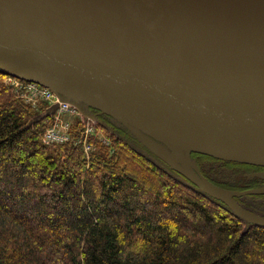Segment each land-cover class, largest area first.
<instances>
[{"label": "water", "instance_id": "95a60500", "mask_svg": "<svg viewBox=\"0 0 264 264\" xmlns=\"http://www.w3.org/2000/svg\"><path fill=\"white\" fill-rule=\"evenodd\" d=\"M0 73L118 118L264 227L236 200L256 191L214 185L190 156L264 167V0H0Z\"/></svg>", "mask_w": 264, "mask_h": 264}, {"label": "trees", "instance_id": "16d2710c", "mask_svg": "<svg viewBox=\"0 0 264 264\" xmlns=\"http://www.w3.org/2000/svg\"><path fill=\"white\" fill-rule=\"evenodd\" d=\"M4 76L0 264H264V227L143 153L107 120L108 129L89 137V155L77 142L80 121L72 128L76 142L44 144L53 116L46 106L32 108ZM193 155L220 188L245 191L262 182L248 176L255 166ZM236 200L264 217V194Z\"/></svg>", "mask_w": 264, "mask_h": 264}, {"label": "rangeland", "instance_id": "374dc122", "mask_svg": "<svg viewBox=\"0 0 264 264\" xmlns=\"http://www.w3.org/2000/svg\"><path fill=\"white\" fill-rule=\"evenodd\" d=\"M1 79H3L4 80V83L9 88H11L12 91H14L16 94L20 95L23 99L32 102V104H31L32 108H34V109L37 110L38 108H42V106H44V107L46 106L47 107L50 104L48 102V100H46L38 91H35L34 89L33 90L29 89L26 86V84L24 82L20 81L19 79L14 80V79H11L9 76H6V75L3 78H1ZM16 83H19L18 87H16V85H15ZM61 100L66 101V102H69L72 105V107L76 108L78 110V112H79L80 118L79 119H72V117H70V116H75V115H71V114H60V113L57 112L58 111L57 110L54 114H52L53 119L60 120L63 124H66L67 122H70V123H72V128H73L76 125V121H80L82 125H85V123L88 120L91 121L94 118V122H93V133L90 134V137H95L96 135L101 134L100 127H104L106 129H108L103 124V122H102V120H107L109 123H111L113 126L117 127L122 132H125V133L131 135L134 138V140L137 141V142L134 141L135 142L134 145L137 146L141 151H143V153L148 154L151 157H153L154 160L162 161L167 166H169L162 158H160L156 153H154L153 151H151L142 142V140L135 133V131H134L133 128H131L129 125L125 124L123 121L119 120L118 118H114V117H112L111 115H109L107 113H103L102 111H100V110H98L96 108H93L91 106H86L83 103L77 104V103H75L73 101H68L67 98L66 99H61ZM82 115L85 117V119L82 117ZM89 116H93V117L89 119ZM54 124H55V122L53 120L51 126H53ZM82 138H83V132H81L80 137H79V140L81 141ZM103 138H105V137H103ZM84 140H85V143H87V139H85V137H84ZM73 141L76 142L74 138H73ZM80 141H77V142L79 143ZM88 142H89V139H88ZM105 143L107 145L110 144L109 141H105ZM89 144H91V143H89ZM89 144H88V146L91 149L89 151H87L88 152V155L91 152H93V150H94L93 145L92 144L89 145ZM160 145L163 146L162 144H160ZM193 161H195V163L198 164L196 160H193ZM202 162H207V161L203 160ZM177 165H179V164L177 163ZM169 168H171V167L169 166ZM173 171H175V170H173ZM249 176H256L258 178L263 179L262 182L260 183L259 187H261L262 185H264V167H260L259 166V168L254 169V172L251 175H249ZM263 188L264 187L257 188V189H263ZM257 189H255V188L254 189H250V190L256 191V194L248 195V196L260 197V196H262L264 194V193L259 192ZM245 200H247V199L246 198L243 199V201H245ZM249 201L250 202H254V199L249 200Z\"/></svg>", "mask_w": 264, "mask_h": 264}, {"label": "built area", "instance_id": "2783aa9c", "mask_svg": "<svg viewBox=\"0 0 264 264\" xmlns=\"http://www.w3.org/2000/svg\"><path fill=\"white\" fill-rule=\"evenodd\" d=\"M10 78L17 80L16 78H13V77H10ZM25 84L29 89L31 90L34 89L35 91H38L46 100H48L50 105L58 103L59 104V109L57 111L58 113L71 114L75 116H70V117L80 118L78 110L72 107V105L69 102L61 100V98L53 91L43 88L36 83H25ZM15 85L16 87H18L19 83H16ZM82 117L85 118L83 115ZM71 128H72V125L70 122L63 124L60 120L56 119L55 124L44 133L43 138H42L43 143L50 146V145H61V144L70 142L72 140ZM92 133H93V124L90 120H88L86 122V127L84 130L83 136L85 137V139H88V137ZM84 146H85L86 152L91 149L88 146V143L84 142Z\"/></svg>", "mask_w": 264, "mask_h": 264}, {"label": "flooded vegetation", "instance_id": "af4514ba", "mask_svg": "<svg viewBox=\"0 0 264 264\" xmlns=\"http://www.w3.org/2000/svg\"><path fill=\"white\" fill-rule=\"evenodd\" d=\"M191 158L193 159V160H196V161H199V158L197 157V156H194L193 154L191 155ZM256 168L255 169H257V168H259V166H255ZM254 172V169L253 170H251L250 172H249V174H248V176L249 175H251L252 173ZM249 178H251V179H260V180H263V179H261V178H258V177H256V176H249ZM260 183L261 182H257L256 183V187H254L255 189H257V188H262V187H264V185H262L261 187H259V185H260ZM253 188V189H254ZM248 190H250V189H248ZM246 191V190H245ZM246 197V196H245ZM243 198V197H242ZM252 212V211H251ZM254 213V212H253ZM257 214V213H256ZM259 215V214H258ZM261 216V215H260ZM263 217V216H262Z\"/></svg>", "mask_w": 264, "mask_h": 264}, {"label": "bare ground", "instance_id": "6f19581e", "mask_svg": "<svg viewBox=\"0 0 264 264\" xmlns=\"http://www.w3.org/2000/svg\"><path fill=\"white\" fill-rule=\"evenodd\" d=\"M202 47V50L201 49H199L198 50V52H204V51H210V50H214V48H210V46L209 45H207V46H201ZM194 48H196L195 46H194ZM197 50V49H196ZM189 52H192V50H189Z\"/></svg>", "mask_w": 264, "mask_h": 264}]
</instances>
